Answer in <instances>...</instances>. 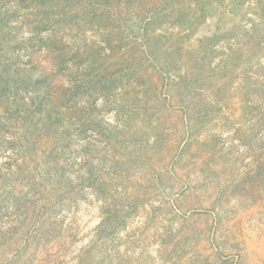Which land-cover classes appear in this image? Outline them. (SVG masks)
Masks as SVG:
<instances>
[{"label":"trees","instance_id":"1","mask_svg":"<svg viewBox=\"0 0 264 264\" xmlns=\"http://www.w3.org/2000/svg\"><path fill=\"white\" fill-rule=\"evenodd\" d=\"M239 147L264 178V0H0V264L207 261L179 201Z\"/></svg>","mask_w":264,"mask_h":264},{"label":"rangeland","instance_id":"2","mask_svg":"<svg viewBox=\"0 0 264 264\" xmlns=\"http://www.w3.org/2000/svg\"><path fill=\"white\" fill-rule=\"evenodd\" d=\"M35 58L46 69L50 67L49 55L38 53ZM230 103L229 114L239 115L236 98ZM161 113L164 114L163 121L177 120L175 112L165 107L157 109L155 117ZM222 120L219 123H223ZM238 155H241L242 162L232 161V165L219 166L224 168L223 184L215 188L211 201L217 200L222 207L213 210L209 202L203 201L206 194L199 188L179 201L183 211L191 218L190 241L197 244L195 249L207 257V261L197 258L189 264H264V178L247 182L243 176L255 165L252 158H246L242 147L232 150L230 157L235 160ZM231 172L237 175L234 181L230 178ZM219 182L214 176L209 180L214 187ZM89 219L90 225L94 226L98 222V213L89 212L85 220ZM155 251L153 249L151 253L155 254Z\"/></svg>","mask_w":264,"mask_h":264}]
</instances>
